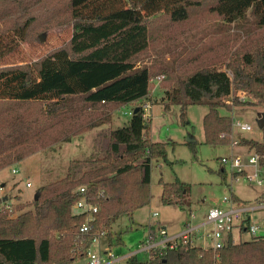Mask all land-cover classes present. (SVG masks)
<instances>
[{
	"label": "trees",
	"instance_id": "1",
	"mask_svg": "<svg viewBox=\"0 0 264 264\" xmlns=\"http://www.w3.org/2000/svg\"><path fill=\"white\" fill-rule=\"evenodd\" d=\"M42 1L0 0V23H8L0 28V59L14 49L8 44L27 39ZM67 6L73 32L66 45L32 65L0 68V169L100 127L95 152L70 160L67 173L40 185L30 202L9 210L0 196V264H74L87 257L101 230L110 248L124 243L121 234L112 233V224L117 215L150 203L152 161L167 157V142L151 138L142 108L151 100L154 78L164 75L165 109L179 105L184 124L189 105H208L203 119L207 143L231 141L233 118L221 113L222 106L264 109V0H67ZM203 7L221 19L204 48L184 52L175 68L137 63L154 33L180 25L178 32L188 30L191 12ZM240 90L249 100L238 99ZM229 95L233 100L222 102ZM134 102L139 105L131 118L112 127L114 111ZM239 143L264 154V139L241 137ZM160 182L164 203H189L186 183ZM82 186L99 207L87 233L80 230L87 213L74 207ZM231 197L243 203L236 194ZM149 232L156 237L152 227ZM152 254L146 262L131 255L123 264H264V239L236 242L230 234L216 251L190 239Z\"/></svg>",
	"mask_w": 264,
	"mask_h": 264
},
{
	"label": "rangeland",
	"instance_id": "2",
	"mask_svg": "<svg viewBox=\"0 0 264 264\" xmlns=\"http://www.w3.org/2000/svg\"><path fill=\"white\" fill-rule=\"evenodd\" d=\"M41 3L43 4L37 8V20L29 28L27 39L7 45L8 48L13 45L15 47L0 59V68L32 65L50 51L68 43L73 27L69 22L67 0H43ZM6 24H8L6 21H1L0 28H5ZM216 24H221V19L214 13L204 12V7L193 10L187 21L190 27L188 30L178 32L181 30L180 25L178 29L171 27L165 33L157 31L153 34L150 47L138 56L137 63L168 64L175 68L178 58L183 56L184 52L204 48L206 39L214 35L212 31ZM208 31L211 33L209 34ZM41 35L44 37L43 40L40 39ZM204 35H207V38ZM161 76L164 77V75ZM155 84L156 80H152L151 100H149L152 103L149 109L150 136L154 141L167 142V157H157L152 161L150 203L133 213H122L116 216L111 231L114 234H121L124 243L112 249L115 254L137 251L151 227L157 234L162 227H166L169 234H176L184 230L189 222L192 224L201 222L210 208L227 206L228 202L224 201V198L232 196L233 193L241 197L246 204L264 201V197L259 198L264 194V185H259L242 176L234 181V172L230 165L222 162L224 156H241L247 159L251 151L245 145L236 143L239 135H248L258 141L264 139V131L258 124V117L264 109L254 104L239 105L232 110L222 106L221 113L251 124L252 130L242 131L234 126L231 143H207L203 119L208 111V105L201 103L189 105L188 123L184 124L180 116V106L173 104L169 110H166L165 88L161 86V81L159 85ZM155 96L158 97L157 100ZM136 105H139V102L124 104L118 108L115 111L112 126L115 128L125 124L131 118L130 111ZM94 135L95 133H88L82 136L80 146L83 153L74 150L65 152L62 149L63 143L55 142L41 148L35 155L6 166L0 173L2 175L0 180L5 179L3 181L5 186L0 187V196H8L7 202H13L10 204L11 207L19 202L32 201L40 185L55 181L67 173L71 159L93 156ZM190 139H193L192 144H188ZM66 144L69 148L73 147V143L66 142ZM222 169L225 170V177L221 175ZM160 180L165 182L180 180L186 183L189 187L187 197L189 203L185 205L164 203L163 186ZM27 182H30L31 186H28ZM19 198L27 201H21ZM154 212L158 214L153 216ZM252 221L264 225V209L255 212ZM211 228L212 225L206 227V229ZM203 232L204 229L201 234ZM240 237L243 240L250 238L248 233H243ZM107 239L106 235H100L92 244L91 251L96 254H105L109 251ZM196 243L205 247L213 244L211 240L204 241V238L198 237ZM138 256L143 262L148 260L146 252H139ZM85 262L86 258H83L74 264H85Z\"/></svg>",
	"mask_w": 264,
	"mask_h": 264
},
{
	"label": "built area",
	"instance_id": "3",
	"mask_svg": "<svg viewBox=\"0 0 264 264\" xmlns=\"http://www.w3.org/2000/svg\"><path fill=\"white\" fill-rule=\"evenodd\" d=\"M162 77L163 76H158L153 79L156 80V86L159 85ZM229 96L230 98H227L226 100L223 99V101L231 102L233 96ZM248 96L249 94L242 90L237 93L238 99L242 102L249 100ZM151 104V101H145L142 103L144 116L148 119L150 118L149 109L151 108ZM130 112L132 113L133 110ZM232 124L233 127L237 126L242 131L252 130L251 124L243 122L238 118H233ZM232 134L233 129L230 135L231 142L233 139ZM241 137L242 136L240 135L238 136L236 141L237 144H239ZM246 147L251 151L247 159H244L241 156H224L222 157V162L225 165H230L234 172V181L239 180L238 177L242 176L247 180L255 181L259 185H264V154L256 149H250L248 146ZM14 171L17 170L14 169ZM27 185L31 186V183L27 182ZM80 190L82 197L76 202L74 207L77 212L87 213V219L80 228L81 232L87 233L91 230V223L96 219L95 212L98 211L99 207L97 204H93L89 200L86 186H82ZM224 201L228 202L227 206H215L210 208L207 212L206 219L203 222L198 224H192L189 222L184 230L176 234H169L166 227H162L159 234H155L156 237L152 236L149 232L145 240L142 241L140 248L135 252L115 254L112 252L111 248H108L109 251H106L105 254H96L93 253L90 248L85 264H123L129 256L134 254L138 255L139 252H146L148 254V259H151L155 257V255L152 254L154 250H161L166 247L175 248L180 242H187L190 239L196 243L197 237L200 239L204 238V241L211 240L213 244L209 248H212L215 251L222 248L227 243L230 234L234 238L235 234L240 237L243 233H248L250 238L264 239V225L252 221L253 214L264 209L263 200L254 204L237 203L234 202L230 196L225 197ZM7 208L10 210L12 209L10 204L7 205ZM157 214V212H154L153 216H156ZM208 225H212V228L206 229ZM203 229L204 232L201 234ZM100 235H106V232L104 230L97 232L93 237V243Z\"/></svg>",
	"mask_w": 264,
	"mask_h": 264
},
{
	"label": "crops",
	"instance_id": "4",
	"mask_svg": "<svg viewBox=\"0 0 264 264\" xmlns=\"http://www.w3.org/2000/svg\"><path fill=\"white\" fill-rule=\"evenodd\" d=\"M227 98H230V96L229 97H221V100H223V99H227ZM158 99V97L157 96H155V100H157ZM116 111V110H115ZM115 111H114V115H113V122H114V120H115ZM113 122H112V124H113ZM112 126V125H111ZM113 127V126H112ZM98 129H100V127H95L94 129H92V130H89V131H87V132H83V133H79V134H75V135H73L72 136V138H71V140H69V141H65V140H60V141H58V142H62L63 144V146H62V149H63V151H65V152H69V150H74V151H78V152H80V153H83V150H82V148H81V142H82V140H83V138H82V136L83 135H86V134H88V133H95V135H94V138H95V136H96V133H97V130ZM240 136H242V137H247V138H252V137H250V136H248V135H240ZM94 138H93V140H94ZM66 142H70V143H73V147L72 148H69L68 146H67V144H66ZM230 143H231V141H230ZM39 152V150L38 151H36V152H34V153H32V154H30V155H28V156H26V157H24L23 159H25V158H27V157H29V156H31V155H35V154H37ZM22 159V160H23ZM77 159H80V158H77ZM72 160V159H71ZM5 168V167H4ZM3 170V168L2 169H0V173H1V171ZM13 171H14V169H13ZM2 175H0V177H1ZM5 179L3 178V179H1L0 180V187L1 188H3L4 186H5V182H3ZM6 196V195H5ZM238 196V195H237ZM8 197V196H7ZM241 198V197H240ZM21 201H27V200H23L22 198H21ZM9 204H12L13 202H8ZM195 218V217H194ZM206 219V216H205V218H204V220ZM204 220H202L201 222H203ZM201 222H199V223H201ZM196 224H198V223H196ZM148 235V234H147ZM237 236H239V235H237V234H235L234 235V241H240V240H242L241 239V237H239V239H237ZM147 237V236H146ZM248 239H250V238H248ZM107 241H108V239H107ZM107 245H108V242H107ZM123 245V244H122ZM200 245V244H199ZM118 246H121V245H117V246H114V247H112L111 249H114V248H116V247H118ZM202 246V245H201ZM108 247L110 248V246L108 245ZM204 248H209V247H205L204 246ZM127 253H130V252H127ZM122 254H125V253H122ZM80 261V260H79ZM78 262V261H77ZM77 262H75V263H77Z\"/></svg>",
	"mask_w": 264,
	"mask_h": 264
},
{
	"label": "water",
	"instance_id": "5",
	"mask_svg": "<svg viewBox=\"0 0 264 264\" xmlns=\"http://www.w3.org/2000/svg\"><path fill=\"white\" fill-rule=\"evenodd\" d=\"M40 38H41V40H43L44 37L41 35ZM138 109H139V107L136 108V111H137ZM258 124H259V126H260L261 128L264 127V112L261 113V114L259 115V117H258ZM192 140H193V139H192ZM192 140L190 139L189 141H192ZM7 198H8V197L5 196V200H6Z\"/></svg>",
	"mask_w": 264,
	"mask_h": 264
}]
</instances>
